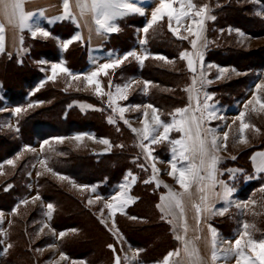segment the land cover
Listing matches in <instances>:
<instances>
[{
  "label": "trees",
  "instance_id": "trees-1",
  "mask_svg": "<svg viewBox=\"0 0 264 264\" xmlns=\"http://www.w3.org/2000/svg\"><path fill=\"white\" fill-rule=\"evenodd\" d=\"M193 2L197 6L207 5L209 16L215 17L206 21V38L209 43L203 53L204 62L207 65L247 75L244 80H232L231 83H222L216 89L213 87L210 90V93L217 96L211 104L231 107L244 99L255 74L264 71V48L245 51L241 48L243 46L240 40L231 34L233 31L230 30H238L256 39L264 37V0H255V3L251 0H193ZM257 12L261 14L257 15ZM142 24L143 18L138 16L119 21L120 30L109 37L102 52L120 56L131 51L136 43L135 28ZM75 30L73 25L62 21L48 29L50 32L48 38H33L29 34H23L22 50L25 52L23 56L18 57L6 52L0 54L2 100L0 112L6 103L23 109L15 116V129L9 131L0 126V214H6L8 217L6 240L3 234H0V264H36L34 254L30 251L29 240H32L31 234L39 229V222L44 218L41 205L49 203L54 206V212L48 222L55 232L58 234L64 232L67 235L77 231L78 238L91 222L103 235L101 244L109 254L108 264H113L114 254L108 245H114L120 256L123 254L120 247L122 245L102 225L100 218L85 206L84 198H78L69 191V188L65 189L55 182L51 176L64 177L62 182L67 185L75 183L94 187L97 195L109 198L120 184L125 183L124 177L128 172L137 177L136 183L129 191L135 202L123 214L116 215V226L125 243L139 251L140 264H155L160 252L165 254L174 251L177 249V242L172 237L171 226L166 219L161 218L162 214L156 207L160 202L161 191L152 183H144L145 180H150V171L142 158L137 137L125 123L116 118L115 112L107 107L105 96L98 97L95 92L68 88L67 77L45 82L40 71L43 62L49 64L62 62L73 73H82L88 67V51L85 44L80 41L73 42L64 52L58 47V41L70 39ZM189 40L190 38L180 40L175 37L168 30L165 18L147 33L148 42L144 45V50L149 54V59L144 65L139 67L135 61L129 60L111 71L107 78H102L101 85L107 90L109 80L113 85H123L132 79L150 82L149 86L153 88L149 87L146 94H134L124 101V104H150L158 109L162 121L171 122L170 113L176 108L187 106L186 92L183 89L190 85L191 74L186 61L179 59V54L184 50L191 51ZM156 55L167 58V62L151 58ZM4 77L13 78L16 82L9 83ZM78 105L88 109L80 108ZM109 118L115 121L109 123ZM247 121L261 130L262 137H259V141L254 143L252 148L244 150V153L235 159L226 161V167L222 165L221 170L236 169L243 172V175L252 177L254 176L252 156L256 151H264V122L252 115L248 116ZM16 128H19V131H16ZM72 134H90L98 141L107 139L111 147L107 151H96L89 146L81 151L63 147L48 148L41 158L47 163L49 174L41 169H35L38 156L27 149L30 150L37 143ZM177 137L178 134L174 131L170 134V138ZM154 149L155 156H161L163 160L170 158L171 145L167 141L155 145ZM9 160L13 161L12 165L8 164ZM231 161L233 162L230 163ZM139 164H145L147 171L138 167ZM33 170L37 171L34 178ZM258 180L264 184L263 178ZM33 183L34 193L41 199L37 205L24 204L23 202L32 194ZM6 187L8 190H5ZM258 187V181L250 182L239 191L237 198L246 200ZM146 199L152 201L151 213L141 208ZM139 208L141 210L136 214ZM151 222L164 227L168 245L154 246L156 240L142 245L139 238L133 237L135 233L145 231L141 226ZM212 224L222 236H231L232 231L224 229L220 222ZM1 229L0 224V233ZM74 237L76 238L75 235L72 238L75 239ZM86 237L85 240H89L90 243L85 245L79 243V240L72 241L73 239L69 241L59 239L57 245L68 259H76L86 264H105L101 258L96 262L90 260V255H94L93 248L97 249V241L93 236L86 234ZM53 243L51 237L44 236L39 240L37 248L47 247ZM9 244L11 248H8ZM149 246L155 247L152 250L154 252L149 251ZM143 251L145 252L142 254Z\"/></svg>",
  "mask_w": 264,
  "mask_h": 264
},
{
  "label": "snow or ice",
  "instance_id": "snow-or-ice-1",
  "mask_svg": "<svg viewBox=\"0 0 264 264\" xmlns=\"http://www.w3.org/2000/svg\"><path fill=\"white\" fill-rule=\"evenodd\" d=\"M26 2L27 0H0V54H4L6 51L5 22L18 33H23L27 30L33 38L37 36L48 38L50 36L49 31L35 26L33 23L36 16H45V11L43 9L39 11H26ZM61 5L62 14L57 16L55 18L56 20H72L76 22L77 27H80V21H83L89 28L90 34L99 36L118 32L120 29L114 23L117 19L124 18L130 14H138L140 16L146 14L145 9L137 6L132 0H61ZM260 14L259 12L257 13V15ZM165 18H167L168 30L175 37L180 40H188L189 36L192 37L189 40L191 51L184 50L179 54V59L186 61L187 69L192 75L190 85L183 89L188 93V105L182 108H176L170 113L171 122L162 121L160 116L157 115L158 109L154 106L150 104L144 105L143 107L145 109H151V121L148 120V112L145 111L143 113L144 119L142 120L143 127L141 129L132 128L131 131L139 138L140 142L138 146L145 154L146 161L154 160L151 145L158 144L162 141H167L171 145L172 158L169 161L170 171L168 175L176 181L182 190L175 192L172 189H168L167 194L162 195L160 197V203L156 205L162 213V219H165L166 216L172 217L173 220L176 219L175 210H179V217L181 219V224L179 225L180 232L175 235V239L181 242L182 248L168 252L160 264H204V261L199 257L193 241L186 238L189 229L184 219L183 201L186 197L191 199L195 186V191L200 194L199 202H193L192 206L198 225L202 212H212L216 200L228 201L234 192L233 187H229L217 178V165L219 163L217 153L221 148H227L226 142L229 133L225 131L223 133V143H218L219 136L216 135L215 130L206 127L207 123L213 119H223V117L217 114L214 105L209 103V101L213 100L212 95L204 92L205 85L213 82L207 79L204 64L203 53L209 43L204 35L205 20L208 18L215 19V17L209 16V8L207 5L197 6L193 0H158V6H155L151 11V18L147 22L146 27L142 29L145 34V38L140 40L142 46L148 42L147 33L149 29H152L156 24L165 20ZM185 21H188L186 25ZM52 22L54 21L49 20V23ZM182 28L188 35H181ZM238 35L243 37L244 34L238 31ZM81 40H83V37L77 33L68 41L62 42L60 47L67 50L70 44ZM19 43H23L22 35L19 36ZM130 57L143 66L145 60L149 59V54L146 51L143 54L129 51L122 57L110 59L108 62L99 64L95 70L83 76V80L87 85L95 86V95L98 97L107 96V107L112 109L113 112L119 113L121 119H123L126 109L117 106L116 102L117 100L127 99V93L132 87L133 82H128L123 85H113L111 80H109V91L105 92L97 78L101 74L108 76L110 69L120 67ZM151 58L167 62V58L163 56L156 55ZM207 67L211 68L212 66L208 65ZM218 72L220 75L217 76V79H221L223 78V74L228 72V69L219 68ZM58 74L71 76V79L74 81L81 80V76L72 74L63 63H54L51 65V76L49 79L55 81ZM149 83L144 82L145 90H147ZM113 88L114 92L111 90ZM262 88H264V82L255 85L256 92L243 106L246 111H241L233 121V123L236 120L240 122L238 142L241 144L248 142L247 137L244 135L246 130L251 128L254 131H259V129H255L253 125L246 122L245 116L248 111L257 113L264 112V97L259 95ZM32 106L29 105V107ZM22 111L23 109L20 107L14 109L16 115H19ZM108 122L113 123L114 121L112 118H109ZM124 122L127 123L126 120ZM16 131H19V128H16ZM173 131L180 134L179 138H170V134ZM72 139L79 143L84 137L77 135L72 137ZM62 141L63 138H59L58 142ZM146 141L147 143H145ZM99 143L109 146V148L111 147L107 139H101ZM117 147H123V145H117ZM252 160L257 173H264V152L255 154ZM44 163L45 161L42 160L41 164ZM8 164L12 165L13 161L9 160ZM138 167L147 171L145 164H139ZM151 171L153 174L151 180H145L144 183L148 184L155 181L156 187L159 188L161 186L160 181L157 179L159 169L156 168L155 163L151 165ZM60 178L64 179V177ZM124 180L125 183L118 186L119 190L104 205L108 209L109 216L112 217V224L109 231L113 232L118 243L123 240V236L119 234V229L116 226L114 218L117 212L123 214L125 207L135 202V198L129 195V191L130 186L136 183L137 177L132 172H128ZM163 186L168 188L167 185ZM217 186L220 188L219 192L216 191ZM84 187L87 186H81V188ZM5 190H8L7 187ZM91 191L96 192V189L93 187ZM260 191L264 192V187ZM40 199L41 197L37 195L33 198V201ZM96 199L100 200L102 197L96 196ZM23 203L27 204L28 201H24ZM92 203L93 200L89 199L88 204ZM249 204H255V201H249L244 205L237 204L236 206L247 208ZM15 211L14 209L13 214H15ZM216 211L223 215L226 209H217ZM53 212L54 206L49 203L46 212L48 219H51ZM100 214L103 215V209H101ZM130 219L137 218L130 217ZM100 222L105 227H108L105 220H101ZM168 222L172 223V220ZM44 227H48V225L45 224ZM252 227L248 223H244L234 241H228L218 237L215 229L210 228V264H218V262L220 264H228V261L232 259H235V264H264V239H254L250 231ZM40 231L42 232L43 228ZM65 235L66 233L64 232L59 233L60 238H63ZM196 239H199V237L197 236ZM225 243L231 244V247L222 248L221 246ZM8 248H11L10 244ZM108 248L114 254L113 264H132L128 256L123 257L122 260L121 256L117 254V249L114 245L110 244ZM4 251L6 252L7 249H4ZM182 252L184 257L183 262L180 259ZM249 253L251 254L249 255ZM135 255L136 253H133V257ZM174 257L177 259L174 260ZM67 259L68 257L66 255H60V260Z\"/></svg>",
  "mask_w": 264,
  "mask_h": 264
},
{
  "label": "rangeland",
  "instance_id": "rangeland-1",
  "mask_svg": "<svg viewBox=\"0 0 264 264\" xmlns=\"http://www.w3.org/2000/svg\"><path fill=\"white\" fill-rule=\"evenodd\" d=\"M251 1H253V3H255L254 2L255 0H251ZM175 6H178V5H175ZM187 23H188V21H185V25ZM230 31H233V32H231V34L237 36V38L240 40L241 45L243 46L241 48L245 49V51H251V50L253 51V50H258V49L264 48V37L256 39L253 37H249L245 34L243 35V37H241L240 35H238V31H236V30H230ZM239 33H241V32H239ZM231 34H229L230 37H232ZM181 35H188V33L182 28L181 29ZM38 38H40V37H38ZM189 38H190V36H189ZM142 39H143V37H142ZM135 52H137V54H143L145 51L142 50L141 45H138V47L135 49ZM91 56L93 57L92 63H91L92 65L86 72L83 73L84 75L95 70V69H92L93 67L96 68L99 64L108 62L110 60V58L115 57L114 55L104 54L101 51H96V52L92 53L90 55V57ZM204 64H205V71L207 73V79L213 81L212 83L205 85L204 92L212 95L213 99H217V96L215 94H213L212 92L210 93V90L213 87H214V89H216L222 83L223 84L231 83L232 80H236V79H243L244 80L247 77V75L245 73H238L235 70H228V72L223 74V78L217 79V76L220 75V73L218 72V69L220 67H217L215 65H211L212 67L208 68L207 67L208 65L205 62H204ZM47 65L48 64H46V63L42 64L41 65L42 69L40 71L44 74L46 73L45 77L49 79V77L51 76V65H50V68L46 67ZM6 69H8V68H6ZM9 70L11 71V69H9ZM110 70H112V69H110ZM83 74L79 75V76H81V80H79V81H74L71 79L70 76L66 75L65 77H69L68 78L69 81L66 82L68 88L95 91L94 85H87V83L83 80V76H84ZM59 75H63V74H58L57 78L60 77ZM4 78H6V80L9 83L14 84L16 82L13 80V78H7V77H4ZM46 78H45V80H46ZM47 81H52V80H46V82ZM132 82H133L132 87L129 89V91L127 93V99L130 98L134 94H140V95L146 94L148 92V89L153 88V86H151V87L148 86L147 90H145L144 89V83H142V81L133 80ZM262 82H264V71L263 72L258 71L255 74V77L252 80V83H250L251 85H250L248 91L246 92L245 97L242 101L236 102L231 107L219 106L217 104H212V105H214L217 114L219 116L223 117V119H213L207 123L206 127L215 130L216 135L219 136L218 143H223V133L225 131H228V133H229V137H228V140L226 142L227 148H221L219 150V152L217 153V155L219 156V163L217 165L218 177H221V181H223L225 184H227L228 186L230 185L229 187H233L234 192L228 201L223 200V205L214 203L212 212H202L200 214V217L205 219V220H212L211 222H216V223L220 222L222 225H224L223 226L224 229H229V232H231L233 229L234 230L237 229V232L239 233V231H241V229H242V225L244 223H248L250 226H253L250 229V231H251L252 235H254V236L256 234H259L260 232H263V234H264V192L260 191V189L262 187H264V184L261 182V180L260 181L258 180L259 178L264 179V177H263L264 174L260 173L261 174L260 175L259 173L258 174L256 173L255 167L253 165V163H254L253 160H252V167L254 168V176H252V177H249L247 175H243V172L241 173L240 171H238L236 169H232V170H230V169L225 170L224 169L225 170V172H224V170H221V166L223 165V167H226V164H225L226 161L233 160V157H237L239 154L244 153V150H248V149L252 148L253 144L256 143L257 141H259V137H262L261 130L259 128H257L256 125L252 124L254 126V128L259 129V131L258 132L254 131L251 128L246 130L244 135L247 137L248 142L246 144H241L238 142L239 123L240 122L238 120H236L235 123H233V121L239 115V113L241 111H246L243 106L247 102V100L251 99L253 94L256 92L255 85L262 83ZM112 91L114 92V88L112 89ZM259 95L264 97V88H262L260 90ZM201 98H203V97H201ZM0 100H1V98H0ZM126 100H117V102H116L117 106L124 107L126 109V111L124 113L123 119L120 118L119 113L115 112L116 118H119L123 122L126 120L127 123H125V124L130 129H132V128L141 129L143 127V124H142V120L144 119L143 113L145 111H147L148 112L147 118L149 121H151V117H152L151 109H145L143 107L144 105H148L147 103L141 104V105H131V104L126 105V104H124V101H126ZM3 101H5V98ZM212 101L213 100L209 101V103L211 104ZM249 108H251V106H249ZM14 109H15V107L10 106L6 103L5 107L0 112V126L6 130H9V131H12L16 127V120H15L16 114L14 112ZM157 115H158V112H157ZM249 115H252L255 118H259V119H261V121L264 122V112H258L257 113V112L248 111L246 113V116H245V120L248 123H249V121H247V119H248ZM113 121H115V120L113 119ZM229 126H230V128H229ZM133 134H135V133H133ZM177 134H178L177 138H179L180 134L179 133H177ZM77 135L78 134H72L68 137H55V138L51 139L50 141H46L43 143H37L30 150L27 149V151H31L32 153H35L38 156L37 162L35 164L36 165L35 169H41L47 175L49 174L47 163L45 162L44 164H41V161L43 160L41 158V155L48 148L52 149L55 147H59V148L63 147V148H69L72 151H81V150L88 148V146H89L96 151H107L108 149H110L109 146H106L104 144L99 143V141L96 140L90 134H81V136H83L84 139L78 143L77 141L72 139V137L77 136ZM89 137H92V138H89ZM136 137H137V135H136ZM59 138H63V141L58 142ZM145 143H147V141ZM159 144L161 145L162 142L158 143V145ZM155 145H157V144L150 146L152 149V156L154 157V160L146 161L147 162L146 165L150 171V180H151L152 175H153L150 167L153 163H155L156 168L159 169V174L157 176V179L160 181V184H161V186L159 187V190L161 191V195H166L168 192V189H172L175 192L182 191L179 188L176 181L171 176L168 175V173L170 171L169 161H171L172 154L168 160L161 159V156L160 157L155 156V153H154ZM170 152H171V150H170ZM260 152L261 151H256L255 154L260 153ZM262 152H264V151H262ZM232 162L233 161H231L230 163H232ZM0 174H1V172H0ZM32 174H33V178H34V176L37 174V171L33 170ZM223 174L225 175V177L227 176L226 180L228 179L227 180L228 182L224 179L225 177L223 178ZM228 177L230 178V180ZM51 178L55 182H57L59 185L63 186V188H65V189L69 188V191L71 193H74L78 198H84L85 199V206L87 208H89L96 217H99L100 221L101 220L106 221V223L108 225V227H106V228L108 230H109V228H111L112 217L109 216L108 209L104 207L105 203L108 200H110L111 197L105 198V199L102 198L100 200H97L96 199V193L91 191L92 188L91 189L81 188L80 185H76L75 183H70L69 185H67L65 182H62V179L60 177L54 178L51 176ZM252 181H258L259 187L256 188L252 192V195L250 197H248L246 200L238 199L237 194L239 193V191H241L244 186H246L247 184H249ZM153 182L155 183V181H153ZM163 185H167L168 188H165ZM234 185H236V186H234ZM31 189H32V194L29 197V199L27 200L28 201L27 204L37 205L39 200L33 201V198L35 196H37L34 193V183L31 184ZM118 190L119 189L117 188L116 192ZM216 191L219 192L220 190H216ZM199 195L195 191V186H194L193 195H192L191 199H188L187 197L184 199V201H183L184 219L187 220V219H189V217L196 215L191 208L193 206L190 204L192 202V198L196 197V196H197V202H199ZM89 199L93 200L92 204H88ZM216 201H218V200H216ZM249 201H255V204H249V206L247 208L236 206L237 204L244 205V204L248 203ZM151 202L152 201H150L148 199L144 200L141 208L143 210L151 213V211H152L151 210ZM129 205H127V206H129ZM41 207H43V210H44V218L41 222H39V225H40L39 229H37L34 234H31L30 238H32V240L31 241L29 240L30 251L34 254L36 264H57V262H59V264H86V263L81 262V261L76 260V259L60 260V255L63 253L61 252L59 246H57L55 243H53L52 245H49L47 247L45 246L43 248H37V244H38L39 240H41L44 236L52 237L53 240L61 239L63 241H69V240L73 239L72 237L75 235L76 238L74 237L75 239H73L72 241L79 240L78 241L79 243L85 245L87 243H90L89 240H85L87 238L86 234H87V236L95 237V241H97L96 242L97 249L95 250L93 248L94 255H90V260H92L93 262L94 261L96 262L98 258H101L102 260H104L105 264H108L110 262L109 261L110 260L109 254L101 244L103 235H101V233H99L95 229V227L92 226L91 222H89L87 229H85L86 231L84 230L83 233L78 238H77V235H79L78 234L79 232H77V231H74L75 233L71 232V233L65 235L63 238H60L59 234L57 232H55L53 230V228H51L49 225L48 217L46 216L47 205L42 204ZM141 208L137 209L135 213L138 214V212H139V210H141ZM101 209H103V215L100 214ZM217 209H226V211H224L223 215H221L216 211ZM175 212H176V219L173 220L172 217H170V216H166L165 219L167 221L172 220V222L174 224H175V221L178 222L179 224H181V219L179 217V210H175ZM118 214H120V212L116 213V215H118ZM116 215H115V217H116ZM7 220H8V217L6 215L0 214V222L2 223L1 232L3 233L4 239H6L5 234H6V225H7L6 222H7ZM45 224H47L48 227H44ZM82 225H83V221H82ZM102 225H104V224H102ZM211 225H213V224H211ZM104 227H105V225H104ZM128 227L129 226L127 225V228ZM141 227H143L145 231L142 233H135L133 235V237L136 236V238H139V240L141 241L140 243L142 245H144L145 243H147L149 241H155V240L156 241H155L154 246H162V245L165 246L168 243V238L165 235V229L162 225L157 226L156 223L154 224L153 222H151L148 225L141 226ZM41 228H43L42 232L40 231ZM211 229H215V227H213ZM216 231L219 233L218 234L216 232L218 234V237H220V238L224 237V236H222V234L219 230L216 229ZM109 232L111 234H113L112 231H109ZM119 234L122 235L120 232H119ZM119 243L122 245V246H120L121 251L123 252V254L121 255L122 260H123V257L128 256L129 259L132 261V264H140L139 260H138L139 251L131 249V246H128L125 243L124 239L122 241H120ZM154 248L155 247H153V248L150 247L149 251L154 252V251H152ZM144 252L145 251H143L142 254ZM133 253H136L135 257H133ZM166 254L167 253L162 254L160 252V254H159L160 256L158 257L157 262L155 264H160V262L162 261L163 257ZM175 259H177V258H174V260Z\"/></svg>",
  "mask_w": 264,
  "mask_h": 264
},
{
  "label": "crops",
  "instance_id": "crops-1",
  "mask_svg": "<svg viewBox=\"0 0 264 264\" xmlns=\"http://www.w3.org/2000/svg\"><path fill=\"white\" fill-rule=\"evenodd\" d=\"M133 3H135L137 6L139 7H142L143 9H145V15L144 16H140L138 14H130V15H127L125 16L124 18H121V19H117L116 21H114V23L118 26V22L127 18V17H131V16H138V17H141L143 18V24L142 26L140 27H137L135 28L136 29V32H135V37H136V43L135 45L133 46L132 50L131 51H135V49L138 47V45H141L140 44V40L145 38V34L143 33L142 29L144 27H146L147 25V22L150 20L151 18V11L154 9L155 6H158V0H132ZM43 9L45 11V16L41 17V16H36L34 18V25L35 26H38V27H41V28H44L45 30L48 31V29H50L51 27H53V25L55 24H58V23H61L62 21L69 24V25H73L74 28H76V30L74 31V34L72 35V37L79 33L82 37H83V40H81L80 42L82 44H85L86 47H87V51H88V67L82 72V73H73L71 72L72 74H75V75H80V74H83L84 72H86L90 67H91V63H92V59L93 57L90 55L96 51H103V47H104V44L107 42V40H109V37L111 35H115L117 34L118 32L116 33H110V34H105L103 36H99V35H95V34H90L89 32V28L84 24L83 21H80V27H77V24L76 22L72 21V20H56L55 18L57 16H60L62 14V5H61V0H27L26 4H25V10L26 11H39ZM49 20H53L54 22L52 23H49ZM206 21L207 19L205 20V37H206ZM162 22V21H161ZM159 22V23H161ZM158 23V24H159ZM157 25V24H156ZM155 25V26H156ZM5 27H6V32H5V48H6V53H9V54H12V55H17L18 57H21L25 54V52L22 50L23 49V45L19 43V36H23V34H30V32H28L27 30H25L23 33H18L15 29H13L11 26H8L7 23L5 22ZM119 27V26H118ZM151 29H149L150 31ZM140 33V34H139ZM140 35V36H139ZM38 37H41V36H38ZM71 37V38H72ZM191 38V37H190ZM69 40V39H68ZM68 40H59L58 41V47L61 51H66L64 49H62L60 47L61 43L62 42H66ZM71 45V44H70ZM69 45V46H70ZM142 50H144V45L142 46ZM69 48V47H68ZM67 48V49H68ZM145 51V50H144ZM205 51V50H204ZM103 53V52H102ZM104 54H109V55H112L111 53H104ZM115 57H112L110 59H116L118 57H122L123 55H114ZM129 60H132V61H135L133 58H129ZM128 60V61H129ZM147 60H145L146 62ZM139 67H142L137 61H135ZM144 62V63H145ZM48 64L46 67H49L50 68V65L54 64V63H47V62H43V64ZM62 63V62H60ZM127 61H125L123 64H126ZM64 64V63H63ZM122 64V65H123ZM144 65V64H143ZM65 66V65H64ZM92 69H95V67H93ZM114 69L110 70L109 73L111 71H113ZM190 73V72H189ZM191 74V73H190ZM84 75V74H83ZM46 76V73L44 74L43 73V78H44V81L46 82V80H50L48 78L45 77ZM60 77H65L66 75L63 74V75H59ZM71 77V76H70ZM108 76H105L103 74H101L99 77H98V80L99 82L101 83V79L102 78H107ZM46 78V80H45ZM69 78V77H67ZM191 78H192V75H191ZM133 80H140L142 81L141 79H132L130 80L129 82H132ZM142 83H144V81H142ZM102 89L107 92L109 91V88H107V90L101 85ZM112 90V89H111ZM88 92H95V91H91V90H86ZM107 98V96H105ZM186 99H187V105H188V93L186 92ZM141 105V104H140ZM80 108H83V109H88L87 107H83V106H80L78 105ZM122 123H125L123 121H121ZM136 136V135H135ZM138 139V138H137ZM138 142H139V139H138ZM158 145V144H157ZM140 148V147H139ZM141 150V153L143 152L142 149L140 148ZM170 156H171V152H170ZM142 158L144 160V162L147 164L146 160H145V154L142 153ZM254 165V163H253ZM255 167V165H254ZM151 169V167H150ZM256 170V168H255ZM257 173V171H256ZM258 174V173H257ZM260 174V173H259ZM264 174V173H263ZM261 175V174H260ZM264 177V176H263ZM219 181H221V177H217ZM155 187H156V184L154 182H151ZM78 185V184H76ZM132 186V185H131ZM130 186V187H131ZM84 188H87V189H91L93 187H84ZM157 188V187H156ZM216 190H220L219 186H217ZM96 193V192H95ZM199 195V193H198ZM96 196H99L96 194ZM162 196V195H161ZM103 198V197H102ZM105 199V198H103ZM193 202H197V196L196 197H193L192 198V202L190 205H193ZM160 203V202H159ZM215 204H222L223 205V200H218L215 202ZM132 205V203L127 206L124 211L130 207ZM192 210L194 211V208L191 207ZM160 211V209H159ZM161 212V211H160ZM124 213V212H123ZM195 213V211H194ZM121 214V213H120ZM162 214V213H161ZM6 215V214H5ZM7 216V215H6ZM186 220V219H185ZM169 221V220H168ZM167 221V222H168ZM212 220H205L203 218L200 217V223L197 225L196 223V219H195V216H192V217H189V219L186 220V223L188 225V233H187V239H190L193 241V244L195 246V248L197 249L198 251V254H199V257L201 258L202 261H204V264H210V253H211V249H210V237H211V233H210V228H213L214 226L211 225ZM169 223V222H168ZM2 225V223H0ZM169 225L171 226V233H172V237L174 238V240L177 242V248H182V245H181V242L177 241L175 239V235L178 234L180 232V228H179V223L175 221V224L172 222V223H169ZM208 226V227H207ZM210 227V228H209ZM175 229V231H174ZM215 231H216V228H215ZM217 232V231H216ZM218 233V232H217ZM237 229H233L232 230V234L231 236L229 237H222L224 240H228V241H234V239L237 237ZM219 234V233H218ZM199 237V239H196V237ZM221 236V235H220ZM254 239L256 240H261V239H264V234L263 232H260L259 234H256L255 236L252 235ZM52 238V237H51ZM6 240V239H5ZM53 240V238H52ZM54 243L57 245V239L53 240ZM58 246V245H57ZM222 248H230L231 247V244H228V243H225L221 246ZM133 249V248H131ZM135 250V249H133ZM251 253H249L250 255ZM175 258V257H174ZM173 258V259H174ZM181 261L183 262L184 260V257H183V252L181 253ZM138 263V262H137ZM218 264H220V262H218ZM228 264H235V259H232L230 261H228Z\"/></svg>",
  "mask_w": 264,
  "mask_h": 264
}]
</instances>
